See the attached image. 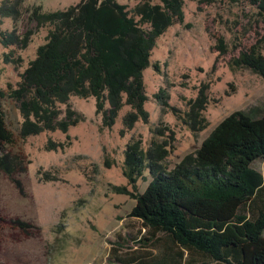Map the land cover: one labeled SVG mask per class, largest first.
Returning a JSON list of instances; mask_svg holds the SVG:
<instances>
[{
  "label": "trees",
  "instance_id": "obj_1",
  "mask_svg": "<svg viewBox=\"0 0 264 264\" xmlns=\"http://www.w3.org/2000/svg\"><path fill=\"white\" fill-rule=\"evenodd\" d=\"M210 1L214 0H199L201 4ZM248 1L254 7L253 17L235 29L230 41L211 31L214 43L210 49L216 54L214 67L227 64L264 78V0ZM24 2L0 3V23L3 18L13 23L10 30L0 31V44L8 48L3 63L21 65L23 59L16 49L26 48L33 34L31 28L23 33L17 30L23 13H29L36 30L48 29L17 86L0 88V99L16 101L21 116L14 133L0 104V171L20 190L16 175L26 171L27 161L11 147L43 131L67 132L82 120L83 115L69 104L71 96L93 97L103 127H111L120 109L129 106L121 134L138 120L147 121L143 71L156 39L184 19L183 0H139L131 8L117 0H79L52 11L43 10L40 4L24 6ZM209 93V85L202 83L183 113L170 109L193 132L201 131L208 125L204 111ZM155 96L162 106H168L164 89ZM60 105H65L64 110ZM155 132L165 137L152 138L146 149L140 138L126 145L121 169L127 185L112 186L116 193L135 199L128 215L141 221L149 240L157 241L160 234L176 246L177 264L186 259L201 264H264V177L254 167L256 161H264V106L234 110L171 167L164 161L174 132L167 125ZM69 143L67 135L66 141L48 139L44 147L64 150ZM146 179L140 191L139 183ZM6 228L18 240L36 227L20 217L0 216V242ZM137 264L174 263L154 257Z\"/></svg>",
  "mask_w": 264,
  "mask_h": 264
},
{
  "label": "rangeland",
  "instance_id": "obj_2",
  "mask_svg": "<svg viewBox=\"0 0 264 264\" xmlns=\"http://www.w3.org/2000/svg\"><path fill=\"white\" fill-rule=\"evenodd\" d=\"M77 1L25 0L24 6L40 4L43 10L52 11ZM117 1L131 8L139 0ZM183 2V23L172 24L156 39L149 65L143 71L147 121L138 120L132 129L121 134L122 118L129 106L120 109L111 127H103L101 115L95 112L93 97L71 96L69 104L83 115L82 120L67 132L43 131L11 147L13 152L24 155L27 169L16 175L21 190L0 171V216L20 217L36 228L18 240L8 235L9 228L3 230L2 264H137L139 260L148 262L154 257H165L177 264L179 258L174 252L178 248L160 234L157 241L149 240L150 234L141 221L128 215L135 199L112 189L113 185H127L121 169L126 145L140 138L146 149L152 138L165 137L155 130L167 125L173 130L174 139L164 164L171 167L195 150L219 121L234 110L248 111L264 106V78L249 69H233L227 64L214 67L216 54L210 49L214 43L211 31H218L230 41L235 29L253 17L254 7L248 0ZM12 26L10 18H3L0 31L10 30ZM30 28L33 34L27 47L16 49L23 59L20 66L3 63V54L8 48L0 44V88L3 90H7L8 84L17 86L28 60L45 40L48 27L36 30L29 13L25 12L17 23V30L23 33ZM202 83L209 85V102L204 111L208 125L193 132L170 107L183 113L186 102L196 97ZM160 89L166 91L168 106H162L155 96ZM0 104L7 124L17 133L21 121L18 103L3 98ZM60 107L64 110L65 105ZM67 135L70 143L64 150L45 149L48 139L66 141ZM254 167L264 177V161H256ZM149 179L139 183L140 191ZM138 254L144 258L135 259ZM180 264L201 262L186 259Z\"/></svg>",
  "mask_w": 264,
  "mask_h": 264
}]
</instances>
